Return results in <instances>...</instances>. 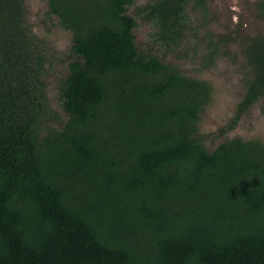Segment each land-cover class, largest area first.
I'll return each instance as SVG.
<instances>
[{
    "label": "trees",
    "instance_id": "obj_1",
    "mask_svg": "<svg viewBox=\"0 0 264 264\" xmlns=\"http://www.w3.org/2000/svg\"><path fill=\"white\" fill-rule=\"evenodd\" d=\"M0 264H264L263 38L208 0H0Z\"/></svg>",
    "mask_w": 264,
    "mask_h": 264
},
{
    "label": "rangeland",
    "instance_id": "obj_2",
    "mask_svg": "<svg viewBox=\"0 0 264 264\" xmlns=\"http://www.w3.org/2000/svg\"><path fill=\"white\" fill-rule=\"evenodd\" d=\"M208 4L211 25L216 35H220L225 43L238 52V55L242 54L244 46L252 38L260 37L264 40V16L257 11L255 0H208ZM36 29L40 34L45 32L43 24L37 25ZM66 38L64 33L59 32L54 44L62 46ZM51 86L50 83L49 87ZM51 97L53 105L59 106L55 91L52 92ZM209 116L210 118L203 124L205 129L211 130L215 126L216 114ZM237 131L241 132L240 129Z\"/></svg>",
    "mask_w": 264,
    "mask_h": 264
}]
</instances>
